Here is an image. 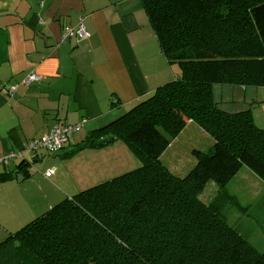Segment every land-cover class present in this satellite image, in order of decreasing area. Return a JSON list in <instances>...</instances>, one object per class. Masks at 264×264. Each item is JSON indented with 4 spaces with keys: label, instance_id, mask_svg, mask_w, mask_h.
<instances>
[{
    "label": "trees",
    "instance_id": "trees-1",
    "mask_svg": "<svg viewBox=\"0 0 264 264\" xmlns=\"http://www.w3.org/2000/svg\"><path fill=\"white\" fill-rule=\"evenodd\" d=\"M143 2L162 53L179 65L177 77L66 154L120 139L138 166L10 234L0 242V264H264V249L226 211L242 207L228 185L243 166L264 181V125L252 107L231 111L215 98V86L264 87V0ZM190 122L207 148L194 150L181 176L163 155ZM210 181L219 190L205 202Z\"/></svg>",
    "mask_w": 264,
    "mask_h": 264
},
{
    "label": "crops",
    "instance_id": "crops-1",
    "mask_svg": "<svg viewBox=\"0 0 264 264\" xmlns=\"http://www.w3.org/2000/svg\"><path fill=\"white\" fill-rule=\"evenodd\" d=\"M81 22L89 32L87 38L76 32L66 35V27L76 29ZM178 70L179 65L170 64L162 53L143 0H0V158L9 159L0 164V184L16 180L24 171L29 175L20 179L31 176V167L47 151H30L28 146L55 125L86 121L73 135L65 150L68 154L90 131L121 118L160 85L176 78ZM31 72L41 80L27 82ZM238 88L240 106L227 101L226 109L262 106V96ZM244 91L248 98H242ZM218 93L216 99L222 95ZM254 119L264 125L256 115ZM193 127L190 122L164 153L170 152V162L186 163L172 149L181 139L194 136ZM123 143L117 139L107 146L77 151L83 154V173L90 183L138 166L139 160L135 164L125 155ZM196 143L193 139L185 147L199 149ZM118 144L122 145V167L115 165L117 154H113ZM19 153L21 157H14ZM102 153H109L107 162L95 165L102 161ZM22 162L25 169L19 167ZM59 181L69 190L64 198H56L58 202L86 189L80 181L72 179L69 186L64 178Z\"/></svg>",
    "mask_w": 264,
    "mask_h": 264
},
{
    "label": "rangeland",
    "instance_id": "rangeland-1",
    "mask_svg": "<svg viewBox=\"0 0 264 264\" xmlns=\"http://www.w3.org/2000/svg\"><path fill=\"white\" fill-rule=\"evenodd\" d=\"M215 89L219 91L218 94H222L217 95L218 99L221 100L220 96H223L224 99L222 100L229 101L232 105L240 106V104L236 102L241 96L238 86H215ZM249 89L264 98V87H250ZM242 98H248L247 91L242 93ZM261 103L262 106L260 108H253L252 110L254 115L264 124V101ZM255 106L256 105H254V107ZM207 135L212 140L211 136L209 134ZM205 137L207 136H197L198 141L196 143V148H207L206 141L204 140ZM193 139L194 136L191 135L187 141L181 139L180 142L174 145L175 148L172 149V151H178L182 161H188V163L189 161H194L195 156L193 153L195 149L192 150V148L185 147L188 145V142L192 143ZM123 144L127 148V154H124L128 156L130 162L136 164V161H138L136 154L125 141ZM85 149L87 148L78 150V152L81 153ZM115 149L116 153L115 151L113 152L115 156L117 154L115 165H120V167H122L124 161L122 145H116ZM78 152L66 156H58L54 153L46 152L42 156V160L31 167L32 174L30 177L24 180L20 178L16 180H7L0 184V242L4 241L10 234L17 232L23 226L41 216L44 210L59 201V199H56L58 196L62 199L67 195L66 192L69 189L60 183V178L65 179L67 186L74 183L72 179L80 181L83 187L86 186L85 188H89L94 184H99L90 183V181H88L86 174L83 173V154L80 155ZM100 156L103 158L102 161L95 165L107 162L109 153H102ZM164 160L170 165V152L164 155ZM182 166L183 165L176 163L171 165L173 170H177L176 173L178 175L184 176L190 171L192 166H188L187 171H178ZM47 170L54 171L53 177L49 178L45 176ZM99 171H101V169ZM104 181V179H100L98 182ZM228 189L231 193L239 197L242 206L239 207L238 205L231 204L226 206V211L229 213V221L259 250H263L264 181L256 176L248 167L243 166L240 172L229 183ZM218 190V185L214 181H210L201 192L200 197L203 201L210 202L217 196ZM246 207H248V209Z\"/></svg>",
    "mask_w": 264,
    "mask_h": 264
},
{
    "label": "built area",
    "instance_id": "built-area-1",
    "mask_svg": "<svg viewBox=\"0 0 264 264\" xmlns=\"http://www.w3.org/2000/svg\"><path fill=\"white\" fill-rule=\"evenodd\" d=\"M66 35H72L76 32L80 38H87L89 36V32L86 30L84 24L78 26V28L66 27L65 29ZM41 76L36 74L35 72H31L27 77V82L31 81H40ZM86 121L78 122L75 124H58L51 128L49 131L43 133V135L31 141L28 146V150L30 151H38L45 150L47 153H56L59 151H65L69 146L71 140L73 139V135L80 131L85 125ZM21 157V153L16 154L14 157ZM8 157L0 158L1 163H7ZM54 171L49 170L45 172V176L51 177Z\"/></svg>",
    "mask_w": 264,
    "mask_h": 264
},
{
    "label": "water",
    "instance_id": "water-1",
    "mask_svg": "<svg viewBox=\"0 0 264 264\" xmlns=\"http://www.w3.org/2000/svg\"><path fill=\"white\" fill-rule=\"evenodd\" d=\"M105 142L108 143V142H111V139H105ZM67 152L66 151H59V152H56L54 153L55 155H58V156H64ZM29 173L27 171H24L23 174H20L19 175V178H23L24 176H28Z\"/></svg>",
    "mask_w": 264,
    "mask_h": 264
}]
</instances>
